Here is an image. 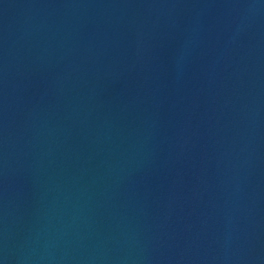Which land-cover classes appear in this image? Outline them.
I'll use <instances>...</instances> for the list:
<instances>
[{"label":"water","instance_id":"obj_1","mask_svg":"<svg viewBox=\"0 0 264 264\" xmlns=\"http://www.w3.org/2000/svg\"><path fill=\"white\" fill-rule=\"evenodd\" d=\"M0 264H264V0H0Z\"/></svg>","mask_w":264,"mask_h":264}]
</instances>
